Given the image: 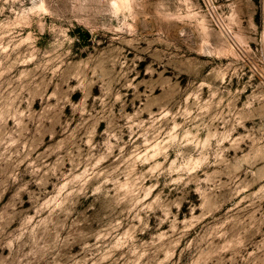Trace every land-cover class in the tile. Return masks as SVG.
Returning a JSON list of instances; mask_svg holds the SVG:
<instances>
[{
  "label": "rangeland",
  "instance_id": "1",
  "mask_svg": "<svg viewBox=\"0 0 264 264\" xmlns=\"http://www.w3.org/2000/svg\"><path fill=\"white\" fill-rule=\"evenodd\" d=\"M0 264H264V0H0Z\"/></svg>",
  "mask_w": 264,
  "mask_h": 264
}]
</instances>
